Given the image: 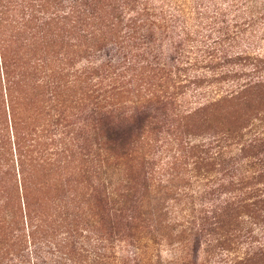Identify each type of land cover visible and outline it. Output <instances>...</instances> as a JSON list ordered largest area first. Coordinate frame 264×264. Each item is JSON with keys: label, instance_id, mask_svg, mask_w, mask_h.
<instances>
[{"label": "trees", "instance_id": "16d2710c", "mask_svg": "<svg viewBox=\"0 0 264 264\" xmlns=\"http://www.w3.org/2000/svg\"><path fill=\"white\" fill-rule=\"evenodd\" d=\"M52 1L49 5V0H0L1 32L4 16L14 6L21 11V21L42 13L39 22L50 31L42 50L33 39L29 41L35 48H25L23 43L29 41L16 45L0 36V143L7 167L13 160L6 157L8 111L23 169L31 145L27 141H33L28 137L32 115L51 119L57 115L60 125L73 88L92 79L96 98L126 94L124 112L118 111L122 105L115 111L130 122L132 136L147 133L144 143L156 144L150 136L155 129L191 131L186 134L191 187L198 183L200 190L189 194L181 189L177 184L181 178L172 172L153 186L151 171L137 175L133 164L124 167L120 161L133 153V146L125 127L117 128L109 133L97 161L100 201L108 206L105 216L111 236L93 226L98 221L93 215L92 224L87 220L85 225L83 214L67 212L66 219L74 220L68 223L72 229L56 234L53 241L46 235L38 237L40 221L47 217L35 207L34 188H24L25 177L23 192L16 181L18 185H10L12 196H0V264H73L74 258L64 250L78 244L80 258L75 264L263 262L264 241L253 243L264 229V0H226L220 20L223 32L214 38L224 46L206 53V65L201 67L191 61L182 34L177 33L180 44L172 51L164 54L156 47L166 14L155 1L66 0L62 12L56 8L59 2ZM219 9L213 11L215 20ZM65 25L78 33L71 41L86 45L79 66L63 51L69 32ZM207 85H212L210 96L205 95ZM188 96L191 104L186 106ZM139 153L142 160L153 159L147 152ZM182 203L183 214L174 216ZM119 240L134 248L130 254L106 251L107 243L116 246ZM162 246L170 247L169 258L162 256ZM234 249H239L237 256ZM229 255L234 258L225 262Z\"/></svg>", "mask_w": 264, "mask_h": 264}, {"label": "rangeland", "instance_id": "374dc122", "mask_svg": "<svg viewBox=\"0 0 264 264\" xmlns=\"http://www.w3.org/2000/svg\"><path fill=\"white\" fill-rule=\"evenodd\" d=\"M55 1L59 2L56 8H59V11L62 12L67 1ZM151 1L162 5L164 8L162 9L163 15L166 14L164 22H160L162 28L158 30L161 41L156 42V47H160L164 54L169 50L172 51L171 48L173 46L180 44L181 38H177V33L182 34V38L184 37L183 43L186 44L188 50H191V61H193L195 67L206 65L207 61H204L206 53L219 50L224 46V44L214 43V38L223 32L221 31L222 23H220V20L223 18L221 14L225 12L228 6L226 0ZM51 4H53V1L49 0V5ZM217 7L220 9L219 15H217L215 20L213 11L217 10ZM109 14L107 11L105 15L108 16ZM40 16H43V14L36 12L32 17H27L25 21H21V11L14 6V9L8 10L4 16V24L2 32L0 31V36L6 35L16 45L17 41L18 44H21L23 40L29 41L33 39L32 42H37V45L40 43L38 48L42 50L46 47L45 44L50 31L47 25L39 22L38 18ZM72 24L74 25V23ZM65 29L69 32H65L67 39L65 40L63 51L68 53L71 60H73L72 62H76V66H79L83 62L80 56L86 45L84 41L82 43L70 40V38L78 35L77 32H72L71 26L65 25ZM74 31H76V28ZM30 42H24V47L35 48ZM236 50H239V48L237 47ZM205 76L208 75L205 73ZM71 79H74V77H71ZM94 82L95 80L92 79L86 82L81 80L73 88L72 96L66 102V112L63 116L64 119L60 121V125L56 124L57 115L53 119L43 116L39 118V113L36 112L32 115L33 124L28 128L31 133L28 137L31 136L33 141H27L31 145L28 148V165H24L23 169L18 164L17 153L19 152V146L17 151L12 118L9 116L8 111L7 119L9 121V130L11 131L7 136L9 155L7 153L6 157L13 158V160H10L11 163L7 167L5 158L2 157L3 148L0 143V196H12L14 190L10 188V185L12 182L18 185L16 181L20 186L17 189L20 193L23 192L22 179L25 177L28 179L24 184V188L27 186L34 188L31 197L37 199L34 202L35 207L42 211L40 214L44 218L47 217L45 221H40L41 228L37 232L39 234L38 237L46 235L51 240L57 236L56 234H62V232L71 228L68 223H73L74 220L66 219L65 215L67 212L75 215L83 214L85 219L83 224L85 225L87 220H92L93 215L96 220L98 219L95 222L92 220L93 226L95 228L100 227L102 229L101 234L104 236H111L109 233L111 230L110 224L105 216L108 206L100 201L102 189L100 187L101 180L99 181L97 172V161L101 157V152L105 150L109 133L113 134L115 129L123 126L127 137L130 136L128 143L133 146V153L125 155L120 161L124 164V167L133 164L137 175L146 171L149 174V171H151L149 176L153 186L158 183L159 177L168 178L169 173L172 172L174 173L173 175L181 178L177 182V184H180L181 189H184L189 194L193 192V189L200 190L198 183H193L191 187V164H189L191 162V153L187 152L186 144L189 137L186 134L191 131L169 129L167 127L160 133L155 129L150 133V136L156 140V144L154 142L150 143V145L149 143H144L143 140L147 133L144 136L140 134L132 136L130 133V122L124 119L121 120L122 116H118L120 112H124L125 105L128 104V101L126 102V94L124 97L120 96L115 99L96 98L98 93L95 92L96 86H94ZM211 87L212 85L205 87L206 96L211 95ZM121 98L124 101L121 102ZM185 101L186 106L190 105L191 97L188 96ZM112 105H115L114 108ZM120 105H122V108L118 110L120 112L115 111V107H120ZM38 124L42 125L39 130L36 127ZM141 150L150 154L153 159L142 160L140 158L142 154L139 153ZM144 155L147 156L146 154ZM149 159L152 161H149ZM150 166L152 169H149ZM68 179L69 182L66 183L65 181ZM15 188L13 186V189ZM10 190H12L11 193L9 192ZM182 210H185L184 203L175 207L174 216L178 213L179 217H181V214H183ZM53 212L55 213L54 218H52ZM91 220L88 222L89 225L92 224ZM36 224L38 223L36 222ZM263 230H260V234L257 233L255 235L253 244H258V240L264 241ZM120 242L119 240L116 243ZM41 246L44 249L46 248L43 243H41ZM106 246V251L109 254L127 255L134 249L126 241L116 244V246L112 243H107ZM78 249L79 244L75 245V249L69 247L64 250L68 252L69 256L74 258L73 264L76 261L78 262L80 258ZM242 250L245 249L243 248ZM232 252H234V256H237L239 249H234ZM161 253L164 258H169L171 254L170 247L162 246ZM234 256L229 255V257L225 258V262L232 260ZM202 261L205 264L210 263L209 260L206 262V260L202 259ZM106 264H111V262ZM256 264H264V260L263 262H256Z\"/></svg>", "mask_w": 264, "mask_h": 264}]
</instances>
